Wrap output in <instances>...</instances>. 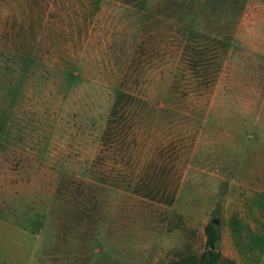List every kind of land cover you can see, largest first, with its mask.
Returning <instances> with one entry per match:
<instances>
[{
    "label": "rangeland",
    "instance_id": "1",
    "mask_svg": "<svg viewBox=\"0 0 264 264\" xmlns=\"http://www.w3.org/2000/svg\"><path fill=\"white\" fill-rule=\"evenodd\" d=\"M264 264V0H0V264Z\"/></svg>",
    "mask_w": 264,
    "mask_h": 264
},
{
    "label": "trees",
    "instance_id": "2",
    "mask_svg": "<svg viewBox=\"0 0 264 264\" xmlns=\"http://www.w3.org/2000/svg\"><path fill=\"white\" fill-rule=\"evenodd\" d=\"M205 249L200 255L198 264H217L222 258L219 252L220 226L210 221L204 226Z\"/></svg>",
    "mask_w": 264,
    "mask_h": 264
},
{
    "label": "water",
    "instance_id": "3",
    "mask_svg": "<svg viewBox=\"0 0 264 264\" xmlns=\"http://www.w3.org/2000/svg\"><path fill=\"white\" fill-rule=\"evenodd\" d=\"M210 222L217 225L219 223V220L215 218V219L210 220Z\"/></svg>",
    "mask_w": 264,
    "mask_h": 264
}]
</instances>
